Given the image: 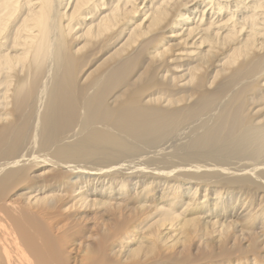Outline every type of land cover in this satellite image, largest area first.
<instances>
[{"label": "bare ground", "instance_id": "6f19581e", "mask_svg": "<svg viewBox=\"0 0 264 264\" xmlns=\"http://www.w3.org/2000/svg\"><path fill=\"white\" fill-rule=\"evenodd\" d=\"M166 178L264 196V0H0V264H264Z\"/></svg>", "mask_w": 264, "mask_h": 264}, {"label": "rangeland", "instance_id": "374dc122", "mask_svg": "<svg viewBox=\"0 0 264 264\" xmlns=\"http://www.w3.org/2000/svg\"><path fill=\"white\" fill-rule=\"evenodd\" d=\"M166 179H168V180H166V182L163 181L164 184L161 187H157L156 188L155 185H153V187L156 188V189L153 188L155 190V192H156V193L153 192V196L155 197V199L158 200L157 202H161L162 199L164 200V198H162V197H163L164 193L167 190H170L172 187H175L177 184H179V185H182L181 188H182V192H183V197H185V198L189 197V195L191 194V191H189V188H191L192 186H195V187L199 188V191H198V197L199 198L210 202L212 205H214V203H216V200H214L213 197H215V199L217 197L212 192V190L214 188L212 189L211 185H209V187L207 188L206 186H208V185H205V184L204 185L202 184V186L197 185L196 183L182 184L179 181H173L171 178H166ZM219 188L222 191L225 190L224 187H219ZM125 192H127V191H125ZM161 193H162V197H160ZM257 194L254 195L253 193H250L249 201H247L246 204H242L241 203L242 195L241 196L239 195L238 197H236L235 198L236 208L234 210L232 209V207H228L226 209L227 200L225 198V195H222L223 196V201L220 204H215L214 205L215 207L218 208V213L220 214V216L217 217V219H219L221 222H225V220H226L227 223H229L231 221H234L235 225L238 223V225H237L238 228H241L240 224H242V220H243L242 219L243 218L242 215L244 214V212L249 211V210L253 211V212L255 211V213H256L255 217H253L251 219L253 227H252L251 230H249L250 234L252 233V236L249 237V235H248L249 233H248V230H247L246 231V234L248 235L247 239L246 238L243 239L244 241H241L239 243L240 246H245V245L247 246L248 243H250V241L252 239H256V237H258V235H260V236L263 235V232H264V230L262 228V225L264 224V218H263L264 217V206H263V204H261V203H264V200H263L264 196L261 197L262 192L261 193H257ZM260 197H261V199H260ZM253 199H254V201H253ZM252 201H253V203H252ZM257 208H259V209H257ZM261 210H262V212H261ZM257 216H262V218L258 217V219H257ZM97 218L101 219V216H98ZM230 219H232V220L229 221ZM238 220H240V221H238ZM239 222H240V224H239ZM245 240H246V242H245ZM237 242L238 241H236V243L231 244V246L233 245L232 247L234 248V245L238 244ZM254 247H259L260 248V250H257V254L259 255V258H258V262H259L260 260L264 259V237L263 236L260 237L259 242ZM188 249H189L188 250L189 253L196 252L197 250H198V253H199V252L204 251L205 248H204V245H202V244L199 246V242H198V244H195L193 246H189ZM252 257L253 256L248 254V256H243L242 258H244V260H246L248 263H250L252 261ZM232 260L234 261V256L232 257ZM259 264H261V263L259 262Z\"/></svg>", "mask_w": 264, "mask_h": 264}]
</instances>
